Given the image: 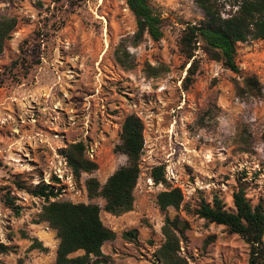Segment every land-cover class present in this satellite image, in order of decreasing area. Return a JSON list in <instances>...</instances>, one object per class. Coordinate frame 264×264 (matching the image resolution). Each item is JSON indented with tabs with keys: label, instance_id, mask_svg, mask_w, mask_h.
<instances>
[{
	"label": "rangeland",
	"instance_id": "rangeland-1",
	"mask_svg": "<svg viewBox=\"0 0 264 264\" xmlns=\"http://www.w3.org/2000/svg\"><path fill=\"white\" fill-rule=\"evenodd\" d=\"M151 1L164 19L158 43L147 34L136 36V18L125 0L0 3V19L19 21L0 56V242L16 247L0 254V264H56L57 233L39 222L45 200L28 192L43 183L59 193L51 201L100 205L104 225L116 234L103 247L105 264H161L156 253L165 214L156 198L162 191L179 187L186 201L218 193L232 208L237 180L243 179L248 197L258 202L264 190V41L238 45L240 75L200 46L198 70L186 90L190 63L178 43L188 24L204 19L203 12L196 0ZM28 39L32 51L22 67L21 45ZM148 66L157 76H149ZM247 77L258 80L259 96H238L237 86L244 87ZM129 115L144 124L142 172L133 210L114 216L103 210L102 198L88 197L86 180L105 184L127 164L116 148ZM80 142L98 169L77 180L63 150ZM161 165L167 185L151 179ZM7 191L19 215L4 204ZM168 215L177 213L171 209ZM182 215L191 229L181 237V256L190 264H249V245L240 236ZM131 230L137 238L124 239ZM34 239L47 250H32Z\"/></svg>",
	"mask_w": 264,
	"mask_h": 264
},
{
	"label": "trees",
	"instance_id": "trees-1",
	"mask_svg": "<svg viewBox=\"0 0 264 264\" xmlns=\"http://www.w3.org/2000/svg\"><path fill=\"white\" fill-rule=\"evenodd\" d=\"M125 1L136 18V36L142 38L147 34L153 42H160L164 37V19L152 1ZM0 3L9 4L10 0H0ZM196 4L202 10L204 19L198 24H188L178 43L180 53L190 63L183 81L186 90L198 70L196 52L200 46L206 54L222 61L226 69L240 75L241 70L236 61L238 45L250 41H264V0H196ZM18 24L17 18L0 19V56L3 55L6 42L12 39ZM29 39L32 40V35ZM29 39L21 45L24 56L23 63L20 64L22 67L28 66L25 60L28 51H32L31 47H28ZM36 64L39 65L40 60ZM148 69L152 72L150 77L157 76V69L150 66ZM237 94L240 97L244 94L259 96L261 87L256 77L245 78L244 87L237 86ZM144 146L142 119L137 115L127 116L123 121L120 143L116 148L117 152L126 156L127 164L114 172L105 184H101L96 178L86 180L88 197L102 198L105 201V212L121 216L133 210L135 189L142 172ZM85 152L86 146L81 142L70 144L63 150L67 164L77 180L83 174H92L98 169L97 163L88 159ZM151 179L156 185H167L165 166L155 167L151 172ZM249 187L247 181L237 180L232 208L227 206L218 193L213 194L211 200L200 196L196 200L186 201L179 187L160 192L156 204L160 212L165 214V222L162 227L164 241L156 253L158 261L161 264H190L181 256V237L191 229L190 222L182 215L184 213L187 217L205 220L206 225L226 227L229 234L240 236L249 245V264H264V190L258 202L254 204L248 197ZM19 189L25 188L19 186ZM55 190V187L43 183L28 192L45 200L39 214V222L47 223L57 233L59 245L56 250V264H105L107 257L103 253V247L105 243L114 241L116 234L104 225L100 205L51 201L59 194ZM2 198L4 204L19 215L20 208L10 191ZM171 209L177 213L173 218L168 215ZM137 236V230L128 231L123 235L124 239L130 241L135 240ZM31 248L35 250L44 247L38 239H34ZM15 250L16 247L0 242V254L7 255ZM79 252L82 254L74 256ZM18 264H24V261L20 260Z\"/></svg>",
	"mask_w": 264,
	"mask_h": 264
}]
</instances>
